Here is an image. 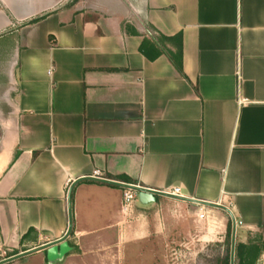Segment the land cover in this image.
Masks as SVG:
<instances>
[{"label":"crops","instance_id":"1","mask_svg":"<svg viewBox=\"0 0 264 264\" xmlns=\"http://www.w3.org/2000/svg\"><path fill=\"white\" fill-rule=\"evenodd\" d=\"M115 183L232 216L156 195L128 218ZM226 216L264 243V0H0V240L12 256L72 227L62 260L6 264H170Z\"/></svg>","mask_w":264,"mask_h":264},{"label":"rangeland","instance_id":"2","mask_svg":"<svg viewBox=\"0 0 264 264\" xmlns=\"http://www.w3.org/2000/svg\"><path fill=\"white\" fill-rule=\"evenodd\" d=\"M217 213L223 216L218 210ZM229 218H224V227H194V231L180 242L170 245V264H209V259L222 254L225 249L226 226ZM239 232V230H238ZM237 232V233H238ZM208 234L205 238H201ZM202 239V240H201ZM246 264H264V248L258 243L248 244L243 249Z\"/></svg>","mask_w":264,"mask_h":264},{"label":"water","instance_id":"3","mask_svg":"<svg viewBox=\"0 0 264 264\" xmlns=\"http://www.w3.org/2000/svg\"><path fill=\"white\" fill-rule=\"evenodd\" d=\"M115 184H118V185L123 186V187H131V188L137 190L139 192V197L143 201H146V202H154L156 200V195H164L167 197H174V198L178 197V198L185 200V201H190V202L197 203V204H203V205H207V206H213V207L224 209L225 211H227L232 216L231 210L229 208H227L225 205L220 204V203L208 202V201H203V200L194 199V198H185V197H181V196H173V195H169L167 193H163L161 191L149 189L146 187H141L138 185H129V184H125V183H115ZM69 204H70V209H71V199L69 200ZM71 230H72V227H70L69 232L66 235H64L62 238H60L56 241H53V242L41 245L39 247H36V248L30 249V250L12 255L6 259L1 260L0 264H6L10 261L19 259L21 257L35 253V252L40 251V250L46 251V257H47V260L49 263H53V262L62 260L63 257L69 251L72 250L71 245L67 241V238L69 237ZM235 245H236V227H235V222L233 221L232 241H231V264H234Z\"/></svg>","mask_w":264,"mask_h":264},{"label":"built area","instance_id":"4","mask_svg":"<svg viewBox=\"0 0 264 264\" xmlns=\"http://www.w3.org/2000/svg\"><path fill=\"white\" fill-rule=\"evenodd\" d=\"M88 178L92 179V180H97V181H108V179L106 177H104L102 175L101 171H99V170L94 171L93 174L90 175ZM149 189H151V188H149ZM153 190H156V189H153ZM157 191H161L163 193H167V194L173 195V196H180L181 195L180 188H178V187H175V188L168 190V191H164V190H157ZM138 197H139V192L137 190H135L131 187H124L123 203H122L121 209H122L123 214L126 217L130 218L133 216L134 203ZM225 202L228 203L229 201H227L226 198L224 197L223 201H219L217 203H220V204L223 203L224 204ZM195 204H197V203H195ZM198 205H202L200 207L199 212H198V218H199V220H204L207 217L205 205H203V204H198ZM225 206L227 208H229L228 205H225ZM239 224H241V222H239ZM8 257H10V250L0 240V261L3 259H6Z\"/></svg>","mask_w":264,"mask_h":264},{"label":"trees","instance_id":"5","mask_svg":"<svg viewBox=\"0 0 264 264\" xmlns=\"http://www.w3.org/2000/svg\"><path fill=\"white\" fill-rule=\"evenodd\" d=\"M140 50L150 59H155L159 56L160 51H155L151 53L148 48V44L145 42L140 46ZM173 62L177 69L182 72L181 61H177L173 59ZM232 230L233 223L232 220L229 219L226 226V240H225V249L222 254H217L209 259V264H231V241H232ZM261 245V244H260ZM264 248V243L261 245ZM245 245L241 242H236L235 245V257L234 264H246V257L244 256Z\"/></svg>","mask_w":264,"mask_h":264}]
</instances>
